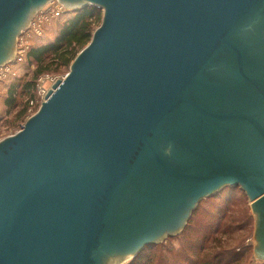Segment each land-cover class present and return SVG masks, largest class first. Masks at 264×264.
<instances>
[{
  "label": "water",
  "instance_id": "1",
  "mask_svg": "<svg viewBox=\"0 0 264 264\" xmlns=\"http://www.w3.org/2000/svg\"><path fill=\"white\" fill-rule=\"evenodd\" d=\"M50 0H0V66ZM101 8L69 73L0 142V264H118L240 186L264 262V0Z\"/></svg>",
  "mask_w": 264,
  "mask_h": 264
},
{
  "label": "rangeland",
  "instance_id": "2",
  "mask_svg": "<svg viewBox=\"0 0 264 264\" xmlns=\"http://www.w3.org/2000/svg\"><path fill=\"white\" fill-rule=\"evenodd\" d=\"M75 12V8H66L59 0H50L36 10L29 25L17 35L14 58L0 66V142L21 131L27 120L38 111L41 105L40 94L51 88L52 79H63L69 73L71 66L59 67L44 73L48 75L42 74L34 79L37 64L28 58V54L34 48L51 44L65 24L74 18ZM100 24L92 25V36ZM29 82H33L30 92L25 87ZM24 110L26 111L22 113ZM242 193L240 186H226L217 195L228 202L230 212L224 221H217L222 224L221 227L213 234L210 232V236L206 238L201 250L204 257L200 259L202 264H264L254 256L255 217L251 211V201L245 192ZM216 202L213 199H203L193 218L196 230L203 227L206 211ZM185 228L180 234L154 244L159 245L158 250L155 249L158 252L156 264H190L187 257H193L194 251H191L190 244L182 241ZM200 234V231H196L193 236ZM132 260L128 259L120 264H129Z\"/></svg>",
  "mask_w": 264,
  "mask_h": 264
},
{
  "label": "trees",
  "instance_id": "3",
  "mask_svg": "<svg viewBox=\"0 0 264 264\" xmlns=\"http://www.w3.org/2000/svg\"><path fill=\"white\" fill-rule=\"evenodd\" d=\"M102 12L101 8L92 5L76 10L74 18L65 24L58 37L51 44L32 49L28 54V58L37 64V68L34 72V79H37L40 75L46 72L54 71L59 67H70L79 51L85 48L91 41L92 25L100 24L102 22ZM32 86L33 82H29L25 85L29 92ZM10 92L12 93L13 90L11 89ZM25 111L26 110L22 113ZM225 188L207 198L216 200L217 202L212 204V206L206 211L204 217L205 224L200 230L195 229L196 227L193 218L197 214V211L199 210L198 207L203 200L199 203L187 223L188 225L184 230L185 234L182 241L190 244V247L192 248L191 251H194L193 257H187L190 264H202L200 259L204 257L201 255V250L205 244L206 238L210 236V232L213 234L221 227L222 224L217 221L221 219L224 221L230 212L227 208L228 202L223 201L222 197L217 196L220 195ZM196 231H200L201 234L194 237L193 233ZM158 246L159 245L154 244L145 246V248L129 264H156L158 252L155 249L158 250ZM221 261H223V259Z\"/></svg>",
  "mask_w": 264,
  "mask_h": 264
},
{
  "label": "built area",
  "instance_id": "4",
  "mask_svg": "<svg viewBox=\"0 0 264 264\" xmlns=\"http://www.w3.org/2000/svg\"><path fill=\"white\" fill-rule=\"evenodd\" d=\"M57 79H52V85L56 82ZM50 89V88H49ZM48 90H43L42 93L40 94V104L45 100V96L47 94ZM37 104L39 103L38 101L36 102ZM35 102L32 103V105H34ZM32 112V110L30 111Z\"/></svg>",
  "mask_w": 264,
  "mask_h": 264
},
{
  "label": "flooded vegetation",
  "instance_id": "5",
  "mask_svg": "<svg viewBox=\"0 0 264 264\" xmlns=\"http://www.w3.org/2000/svg\"><path fill=\"white\" fill-rule=\"evenodd\" d=\"M261 27H264V16H263V19H262L261 21H259V24L256 26L255 31L252 32V33H255V36H258V34H256V32H258V30H259Z\"/></svg>",
  "mask_w": 264,
  "mask_h": 264
}]
</instances>
